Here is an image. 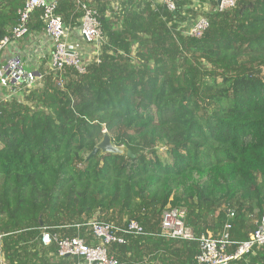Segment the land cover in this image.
<instances>
[{
	"label": "trees",
	"instance_id": "trees-1",
	"mask_svg": "<svg viewBox=\"0 0 264 264\" xmlns=\"http://www.w3.org/2000/svg\"><path fill=\"white\" fill-rule=\"evenodd\" d=\"M192 1L174 0L173 12L156 0H120L107 16L96 10L104 42L85 74L46 67L35 87L19 88L21 98L0 101L6 264L75 263L43 246L42 232L96 245L91 221L142 227L108 248L120 264H151L142 255L174 248L161 264H196V242L162 234L167 207L185 210L196 238L229 224L228 254L249 239L264 216V0L208 11L199 39L179 30L197 17L186 9ZM22 6L0 0V40ZM56 13L78 27L72 0H60ZM38 17L29 30L40 28ZM103 132L127 154L90 156ZM228 264H264V247Z\"/></svg>",
	"mask_w": 264,
	"mask_h": 264
},
{
	"label": "built area",
	"instance_id": "built-area-1",
	"mask_svg": "<svg viewBox=\"0 0 264 264\" xmlns=\"http://www.w3.org/2000/svg\"><path fill=\"white\" fill-rule=\"evenodd\" d=\"M138 1V0H123ZM150 1V0H139ZM163 4L171 12L176 10L174 0H156ZM238 0H220L214 8L216 12L230 10L236 6ZM76 9L81 11L78 32L81 40L94 48V60L98 61L99 49L104 39L100 28V21L96 10L84 4L82 0H72ZM59 0H23V6L17 12L18 21L12 29L9 37L0 40V54L6 47L15 41L25 38L29 34L28 24L35 13H39L38 21L42 26L43 34L51 44V53L47 68L52 73L62 72L65 68H73L78 74L86 72L88 62L81 54L72 48L67 41L69 31L64 26L62 19L57 15L56 10ZM191 21V20H188ZM187 22V21H186ZM180 24L179 30L184 36L194 39L202 37L208 29V20L199 17L190 24ZM188 24V25H186ZM42 77L38 72L26 71L18 58L8 61L0 66V87L9 90L19 91V88L31 89L35 87ZM1 101V99H0ZM233 215H231L232 217ZM161 232L172 240H183L196 242L198 254L195 257L196 264H228L232 260H240L249 255L254 249L264 247V216L256 222L254 231L249 239L237 246L233 254L227 250L232 245L230 242V225L226 224L221 232L215 237L201 236L196 238L192 230L185 225V210L181 208L167 207L161 214ZM89 230L96 245H88L82 238H60L57 234L43 231L41 244L50 246L55 244L57 256L76 258L73 264H120L108 253L111 245H124L126 236H138L143 229L135 221L128 222L125 229L117 228L112 224H105L96 221L88 223ZM0 264H5L2 248L0 246Z\"/></svg>",
	"mask_w": 264,
	"mask_h": 264
},
{
	"label": "crops",
	"instance_id": "crops-1",
	"mask_svg": "<svg viewBox=\"0 0 264 264\" xmlns=\"http://www.w3.org/2000/svg\"><path fill=\"white\" fill-rule=\"evenodd\" d=\"M60 1V0H59ZM98 13L108 15L109 9L119 5L120 0H87ZM159 3V1H156ZM155 2V3H156ZM214 2V5L212 3ZM217 5V0H193L191 6L186 7V9L192 10L193 13L197 15L195 19H187L186 21L193 22L197 18L203 16L208 11H211ZM80 19V18H79ZM191 20V21H188ZM186 22V23H187ZM39 23V22H38ZM79 27V20L77 21ZM186 24V25H188ZM40 28L33 27L29 30V34L18 41L10 43L6 49L0 54V66L5 65L8 61L18 58L22 62V67L26 71L39 72V70H44L48 65L49 56L51 53V44L43 34L42 26L39 23ZM78 27L71 29L66 27L69 31L67 41L72 46L74 50H77L81 57L85 61H90L94 56V48L90 45L85 44L78 32ZM19 91L9 90L7 88L0 87V99L9 100L12 97H17ZM90 234V233H89ZM83 239V238H82ZM84 240V239H83ZM176 248L171 249L170 254L166 252L156 251L155 253L148 254V256H143V262H149L151 264H161L160 259L176 257L178 252L175 251ZM32 252V251H31ZM170 255V256H168ZM158 259V262H157ZM6 264V260H5Z\"/></svg>",
	"mask_w": 264,
	"mask_h": 264
},
{
	"label": "water",
	"instance_id": "water-1",
	"mask_svg": "<svg viewBox=\"0 0 264 264\" xmlns=\"http://www.w3.org/2000/svg\"><path fill=\"white\" fill-rule=\"evenodd\" d=\"M220 0H217V3H219ZM98 151H100L101 154L105 153H111V154H127V151L123 147H116L112 144L110 137L104 133V136L102 140L99 142V144L95 147L94 151L90 156L95 155Z\"/></svg>",
	"mask_w": 264,
	"mask_h": 264
},
{
	"label": "rangeland",
	"instance_id": "rangeland-1",
	"mask_svg": "<svg viewBox=\"0 0 264 264\" xmlns=\"http://www.w3.org/2000/svg\"><path fill=\"white\" fill-rule=\"evenodd\" d=\"M17 93H18V96H17V97H18V98H21V94H20L19 92H17Z\"/></svg>",
	"mask_w": 264,
	"mask_h": 264
},
{
	"label": "clouds",
	"instance_id": "clouds-1",
	"mask_svg": "<svg viewBox=\"0 0 264 264\" xmlns=\"http://www.w3.org/2000/svg\"><path fill=\"white\" fill-rule=\"evenodd\" d=\"M103 134H104V132H103Z\"/></svg>",
	"mask_w": 264,
	"mask_h": 264
}]
</instances>
